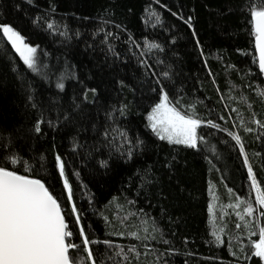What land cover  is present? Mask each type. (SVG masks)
I'll return each mask as SVG.
<instances>
[{"label":"trees","instance_id":"16d2710c","mask_svg":"<svg viewBox=\"0 0 264 264\" xmlns=\"http://www.w3.org/2000/svg\"><path fill=\"white\" fill-rule=\"evenodd\" d=\"M244 3L245 0H160L159 3L157 0H34V4L29 5L24 0H0V22L13 23L22 29L29 42L46 49L53 72L59 74L67 64L73 66L78 78L66 79L65 89L61 91L56 88V76L51 81L40 79L26 69L10 44L0 43V48L6 46L9 50L7 54L0 51V131L17 136L20 154L37 168L41 153L48 162L54 161V151L62 155L75 202L83 216L82 223L91 237L111 238L125 245L138 243L131 237H106L105 233L110 229L100 214L103 212L116 223L117 217L124 215L118 205L125 199L135 200L136 207L144 208L157 219L165 238L170 241L169 244H155L157 252L173 249L163 258L167 264H234L236 258L229 250L228 235L238 231L235 224L239 218L228 205L235 202L237 195L245 198L249 195L243 158L238 155V150L221 142L230 140L227 134L214 129L211 130L213 136L209 137V147L200 151L161 141L146 128L145 110L156 100V94L150 91L154 78L149 77L138 64L137 57L129 51L128 36L131 34L141 44L147 38L149 42L165 46L166 54L159 58L172 65L171 91L180 90L184 105L195 104L201 117L212 118L224 125L225 121L218 120V114L228 116L229 107H239L244 116L255 111L264 118V102L259 96V92H264V81L254 49L250 17L242 10ZM15 5H20L21 10L18 11ZM53 5L55 11L49 13ZM154 11L161 17L159 24ZM172 13L185 19L191 16L192 27ZM37 15L54 19L61 28L67 26L71 39L51 34L43 22L34 26L32 18ZM100 28L119 33V38L112 40L115 50L121 54L119 58L101 43L104 32H98ZM193 31L197 36H193ZM197 39L204 55L196 46ZM13 62L25 76L23 83L12 71ZM152 62L155 63V58ZM120 80L128 87L122 88ZM28 82H32L33 95L45 109V117L53 120L85 87L98 90L95 103L86 108L97 123L104 120L106 109L110 110L119 102L129 103L130 112L120 118L121 127L130 136L143 140L144 149L137 150L132 160L113 157L110 167L102 169L97 161L108 159L107 150L102 156L95 152L88 154L87 145L93 143L94 136L90 128L77 134L76 126L62 121L55 130L45 124L46 134L42 137L28 135L38 115L27 100ZM241 97L247 98L251 109L241 103ZM92 99L89 93V101ZM235 115L231 113V116ZM207 131L205 128L204 132ZM77 135L85 147L74 150L72 137ZM245 139L250 155L261 150L260 142L251 135H246ZM212 145L218 159H213ZM253 164L258 177L264 180V168L259 158L254 157ZM20 170L23 171L22 164ZM38 171L41 175L46 174L39 168ZM51 172L49 163L48 173ZM76 172L80 173L79 178L74 174ZM145 173L149 183L141 187V176ZM222 176L226 179L222 180ZM229 187L234 189L233 193H228ZM61 188L62 181L58 180L56 191ZM212 194L217 199H213ZM209 203L214 205L216 228L223 227L228 233L222 234L223 244H217L212 236ZM65 207L70 211V205ZM68 219L73 230L78 231L74 218ZM241 239L248 244L247 235H242ZM253 239H258V235ZM96 247L99 249L97 255L103 253L102 245ZM253 262L260 264L258 257H253Z\"/></svg>","mask_w":264,"mask_h":264},{"label":"snow or ice","instance_id":"6c2138e0","mask_svg":"<svg viewBox=\"0 0 264 264\" xmlns=\"http://www.w3.org/2000/svg\"><path fill=\"white\" fill-rule=\"evenodd\" d=\"M24 2L29 5L34 4V0H24ZM159 2L160 0H157V3ZM15 7L18 11L21 10L20 5ZM242 10L250 17L249 23L254 37L255 53L258 54L259 71L264 73V0H245ZM54 11L55 5L49 13ZM172 14L179 16L178 13ZM153 15L159 24L161 22L159 13L154 11ZM179 18L184 20L189 28L192 27L191 16L187 19L183 16ZM41 22L51 34L71 39L67 26L61 28L54 19H46L40 15L32 18L34 26H40ZM98 32H104L101 43L107 46L113 56L119 58L121 54L112 44L113 39L119 38V33L105 32L103 28L98 29ZM192 34L194 37L197 36L195 31ZM76 35L78 36L79 33L77 32ZM128 41L131 44L129 51L137 57L138 64L149 77L154 78L150 91L156 94V100L145 110L146 128L161 141L200 151H206L209 147L211 143L209 137L213 136L211 130L214 129L216 132L226 133L230 140L221 142L238 150V155L243 158L242 164L247 170L249 181V195L246 198L237 195L234 198L235 202L228 205L239 218V222L235 224V229L238 231L234 235H228L225 228L217 229L214 205L209 203L208 210L212 214L213 224L212 236L217 244H223L225 241L221 238L222 234L228 235L229 250L236 258L234 264H254L253 257H258L260 264H264V180L258 177L253 164V158H259L260 165L264 168V118H260L261 114L255 111H250L248 116H244L239 107H229L227 104L225 107H229V115L218 114V120L225 121L224 125L212 118L201 117L196 111L195 104L184 105V96L180 94V90L175 93L171 91L172 85L169 82L174 75L172 65L166 64L165 60L159 58L161 54H166L165 46L149 42L147 38L141 44L135 41L131 34L128 36ZM0 43L10 44L26 69L40 79L51 81L52 77L56 76V88L61 91L65 89L66 79H78L72 70L73 66L67 64L59 74L53 72L52 66L47 61L48 51L39 44L34 45L29 42L22 34V29H18L11 22H0ZM195 43L200 48V54L204 55L200 41L197 39ZM0 51L6 54L9 52L6 46L0 48ZM153 58L155 63L152 62ZM12 71L16 72L17 78L23 83L25 76L19 71L15 62ZM119 83L122 88L128 87L123 80ZM97 91L95 87L83 88L81 94L74 98V102L66 110L60 111L53 120L45 117V109L33 95L35 89L32 87V82H28L27 100L31 103V108L38 112L28 130V135L42 137L46 134L45 124L55 130L63 121L65 124L71 123L76 126L77 134L89 128L92 130L93 143L87 145L88 154L92 155L95 152L102 156L104 150H107L108 154V159L97 161L100 168L108 169L113 157L132 160L137 150H143L145 144L139 137L130 136L128 131L121 127L120 118L129 114L130 104L119 102L118 105L111 106L110 110H105L104 120L97 123L86 111L89 104L95 103ZM89 93L92 94V101H89ZM259 96L264 102V92H259ZM223 99L224 97L221 96V100ZM240 99L241 103L247 104V108L251 109L252 105L248 103L247 98ZM231 113L236 115L231 116ZM205 128L208 129L207 132H204ZM246 135H251L255 141L260 142V151L249 154ZM17 139L18 137L12 132L0 131V264H167L163 258L173 249L157 252L155 244L160 242L169 244L170 241L165 238V233L157 219L144 208L136 207L135 200L125 199L123 204L118 205L124 215L118 216L116 223L103 212L100 214L110 229L105 233L106 237H131L138 243L125 245L111 238L91 237L82 223L83 216L75 202L73 185L66 173V162L59 152L54 151L55 144L52 145L53 162H48L44 153L40 154L38 168L46 173L41 175L37 165L30 164L20 154L21 149L17 147ZM72 140L74 150L85 147L79 142L78 135L73 136ZM211 149L213 159H218L215 146L212 145ZM205 158L208 159L207 156ZM49 163L52 167L51 173H48ZM21 164L23 171L20 170ZM209 164H212V159H209ZM74 174L79 178V172ZM146 175L147 173L141 176V187L149 183ZM221 179L226 178L222 176ZM58 180L62 181L59 192L56 191ZM227 191L233 193L234 189L229 187ZM212 195L213 199H217L215 194ZM91 200L92 198L90 204ZM66 204L71 206L70 211L65 207ZM68 217L74 218L73 223L78 231L73 230V224ZM242 235H247V245L241 239ZM257 235L258 239H253ZM100 245L104 247V251L97 255L99 249L96 246Z\"/></svg>","mask_w":264,"mask_h":264},{"label":"water","instance_id":"95a60500","mask_svg":"<svg viewBox=\"0 0 264 264\" xmlns=\"http://www.w3.org/2000/svg\"><path fill=\"white\" fill-rule=\"evenodd\" d=\"M254 49H255V43H254ZM257 55V60H258V54ZM263 81H264V73H262Z\"/></svg>","mask_w":264,"mask_h":264},{"label":"rangeland","instance_id":"374dc122","mask_svg":"<svg viewBox=\"0 0 264 264\" xmlns=\"http://www.w3.org/2000/svg\"><path fill=\"white\" fill-rule=\"evenodd\" d=\"M232 212V211H231Z\"/></svg>","mask_w":264,"mask_h":264}]
</instances>
